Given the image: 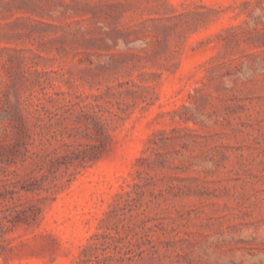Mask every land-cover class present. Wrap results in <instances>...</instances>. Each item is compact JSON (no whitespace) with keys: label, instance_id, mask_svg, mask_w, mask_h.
<instances>
[{"label":"rangeland","instance_id":"rangeland-1","mask_svg":"<svg viewBox=\"0 0 264 264\" xmlns=\"http://www.w3.org/2000/svg\"><path fill=\"white\" fill-rule=\"evenodd\" d=\"M53 148L0 264H264V0H0V184Z\"/></svg>","mask_w":264,"mask_h":264},{"label":"trees","instance_id":"trees-1","mask_svg":"<svg viewBox=\"0 0 264 264\" xmlns=\"http://www.w3.org/2000/svg\"><path fill=\"white\" fill-rule=\"evenodd\" d=\"M52 150L51 157L47 159L38 158L39 160L35 163L38 175L32 179H28L23 184L19 181H8L0 184V255L12 249L5 235L17 226L32 224L40 215V204L46 198L40 193L37 194V191L43 187L42 183L49 179L53 189L59 187L55 172H48L47 174L45 172L46 170L49 171L47 166H56L67 155L60 156L56 148ZM81 153L83 152L79 150L76 155V159L79 161L85 159V156L80 157ZM63 164L66 165L67 162ZM47 189L49 190V188ZM28 193L35 195L28 197Z\"/></svg>","mask_w":264,"mask_h":264}]
</instances>
